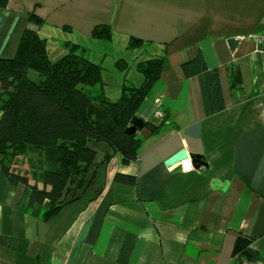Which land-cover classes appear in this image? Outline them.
Wrapping results in <instances>:
<instances>
[{"label": "crops", "instance_id": "crops-1", "mask_svg": "<svg viewBox=\"0 0 264 264\" xmlns=\"http://www.w3.org/2000/svg\"><path fill=\"white\" fill-rule=\"evenodd\" d=\"M30 13L42 18L38 32L53 59L76 43L102 64L112 100L124 83H142L138 61L164 56L160 82L136 115L159 123L163 109L169 117L154 134L138 132L143 143L128 164L119 154L102 163L110 147L95 144L89 189L47 221L42 204L30 206V187L12 184L0 165V264H235L240 235L264 253V43L247 38L264 34V0H8L0 58L16 55ZM98 24L109 25L110 40L92 37ZM131 37L145 47L128 50ZM231 38L239 40L233 50ZM120 57L135 63L119 71ZM197 57L206 69L187 73ZM182 148L203 154L208 167L190 159L167 166ZM118 172L136 183L116 181Z\"/></svg>", "mask_w": 264, "mask_h": 264}, {"label": "trees", "instance_id": "trees-1", "mask_svg": "<svg viewBox=\"0 0 264 264\" xmlns=\"http://www.w3.org/2000/svg\"><path fill=\"white\" fill-rule=\"evenodd\" d=\"M7 2L0 0V8L6 7ZM41 23L42 18L30 13L16 55L0 58V165L12 184L30 187L29 204H42V217L47 221L89 189L97 169L95 144L106 143L110 147L111 151L103 156L105 164L117 154L123 164L138 158L143 138L138 133H127L126 128L160 82L164 56L138 61L142 83H124L120 96L112 100L103 90L102 64L90 60L76 43L69 52L53 59L46 39L38 32ZM92 37L110 40L109 25L95 26ZM145 45L143 39L131 37L127 49L141 50ZM115 67L126 72L130 63L120 57ZM184 69L197 73L206 65L202 57H197ZM214 82L222 104L217 70ZM231 83L232 87L237 83L234 74ZM161 111L164 116L158 118L159 123L146 122L153 134L168 122V113ZM29 154L32 155L28 157L27 170L18 157ZM115 180L134 185L137 176L118 172ZM253 243L249 236L237 238L233 249L235 264L264 263V253Z\"/></svg>", "mask_w": 264, "mask_h": 264}, {"label": "water", "instance_id": "water-1", "mask_svg": "<svg viewBox=\"0 0 264 264\" xmlns=\"http://www.w3.org/2000/svg\"><path fill=\"white\" fill-rule=\"evenodd\" d=\"M238 42L239 40L236 38H231L229 40V44L232 50L236 48ZM145 126H146V122L142 118L136 115L132 118L130 125L126 128V132L129 134H135L143 130ZM189 159L191 161L192 166L196 169H200L202 167H208V161L203 154L196 152H188L185 148L180 149L178 152L170 156L166 160V165L172 166Z\"/></svg>", "mask_w": 264, "mask_h": 264}, {"label": "built area", "instance_id": "built-area-1", "mask_svg": "<svg viewBox=\"0 0 264 264\" xmlns=\"http://www.w3.org/2000/svg\"><path fill=\"white\" fill-rule=\"evenodd\" d=\"M248 39L254 40L258 43H264V34H249L247 36ZM156 117L162 118L164 116L163 112L161 110L156 111ZM189 166H183L184 169H187Z\"/></svg>", "mask_w": 264, "mask_h": 264}, {"label": "rangeland", "instance_id": "rangeland-1", "mask_svg": "<svg viewBox=\"0 0 264 264\" xmlns=\"http://www.w3.org/2000/svg\"><path fill=\"white\" fill-rule=\"evenodd\" d=\"M129 55H130V53H129ZM135 56L137 57L138 60L143 59V57H141V56L138 55L137 53H135V55L133 56V59H134ZM130 63H131V65H132V64H134L135 62H134L133 60H130ZM31 74L33 75L34 73L31 72ZM111 88L113 89L114 86L110 87V89H111ZM30 155H32V154H29V155H22V156H19V157H18V160H19L20 162H23V163L26 165V169H27V170H29L28 157H29ZM37 174H38V173H37Z\"/></svg>", "mask_w": 264, "mask_h": 264}]
</instances>
